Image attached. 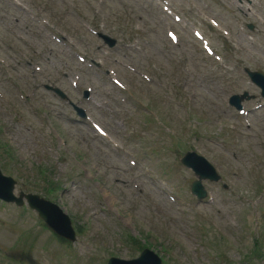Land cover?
I'll list each match as a JSON object with an SVG mask.
<instances>
[{"label":"rangeland","instance_id":"obj_1","mask_svg":"<svg viewBox=\"0 0 264 264\" xmlns=\"http://www.w3.org/2000/svg\"><path fill=\"white\" fill-rule=\"evenodd\" d=\"M21 1L26 9L14 5V0H0V128L5 130L3 136L18 157L8 162L9 169L19 181L17 192L22 190L21 182L29 181L38 184L37 193L46 198L43 186L47 180L43 181L37 172L41 166L50 169L51 180L59 188L49 199L62 206L86 232L78 237L71 251L40 223L36 212L0 204V234L7 244L21 242L30 248V256L19 257L31 264H98L103 255L132 258L139 254L137 246L125 237L124 232L130 231L146 238L147 244L160 253L169 251L171 264H245L244 254L253 247L251 233L256 232L253 208L259 209L264 228V109L251 115L253 125L248 127L236 112L231 115L224 111L220 100L247 86L241 62L264 70V24L259 23L254 34L242 29L249 19L240 14L246 11V0L242 4L235 0H183L187 4L172 0L188 24L185 28L178 26L182 36L179 45H173L166 35L169 24L156 2ZM261 3H256L255 14L264 20ZM204 14L215 17L231 31L228 40L218 30L209 33L217 44L220 38L230 41L225 65L206 57L193 39L192 27L206 30ZM45 18L48 24L41 25ZM90 26H100L117 36L121 47L108 55L98 51L99 41L89 33ZM51 30L63 33L67 39L60 43L53 39L52 43ZM69 38L83 54L107 63L120 61L118 70L132 87L130 91L167 127L154 123L143 110L136 112L128 93L106 79V74L83 73L81 88H93L85 108L120 143L124 150L120 154L92 131L88 122L48 93L43 84L50 80L68 90L73 99H81V91L71 85L79 71V60L75 49L67 46L71 45ZM6 57L15 60H11L13 68L7 76L2 74ZM18 57L28 62L17 64ZM32 61L40 71L33 69ZM122 64L151 72L155 80L147 83L122 69ZM15 74L24 76L14 79ZM15 83L20 86V94L12 87ZM121 97H127V102H122ZM231 123L238 124V129L232 131ZM171 129L178 133L175 138L181 136L183 147H195L216 161L231 180L230 192L208 184L217 196L215 205L194 202L188 195L193 175L174 164ZM130 135L134 136L132 142ZM220 138L224 139L223 148L214 144L215 140L222 142ZM147 143L154 152L135 174H143L144 167H149L155 183L160 178V184L169 192L185 196L184 204L171 203L143 178L145 187L150 188L146 195H139L125 184L123 170L128 162L124 154ZM106 171L110 184L104 186L102 177ZM103 206L112 207L111 213L102 211ZM202 212L222 232L210 226ZM260 239L264 242L263 235ZM4 242L0 258L9 264H20L11 254L21 253L23 248L17 244L9 250Z\"/></svg>","mask_w":264,"mask_h":264}]
</instances>
